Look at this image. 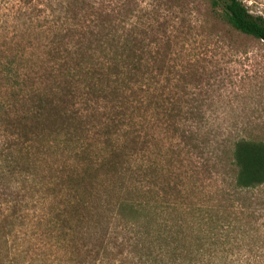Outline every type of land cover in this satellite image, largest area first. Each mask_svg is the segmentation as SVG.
<instances>
[{"label": "trees", "instance_id": "1", "mask_svg": "<svg viewBox=\"0 0 264 264\" xmlns=\"http://www.w3.org/2000/svg\"><path fill=\"white\" fill-rule=\"evenodd\" d=\"M201 1L220 27L207 38L264 43V17L244 0ZM149 6L116 0L84 25L18 30L51 38L0 39V177L45 183L43 217L67 236L93 223L79 231L81 263L264 264V140L227 136L207 193L154 183L162 126L194 146L214 135L196 98L205 70L177 51L204 24L158 22ZM43 162L50 176L37 178ZM13 215L0 214V240Z\"/></svg>", "mask_w": 264, "mask_h": 264}, {"label": "rangeland", "instance_id": "2", "mask_svg": "<svg viewBox=\"0 0 264 264\" xmlns=\"http://www.w3.org/2000/svg\"><path fill=\"white\" fill-rule=\"evenodd\" d=\"M115 1L0 0V39L51 38L45 34L21 35L18 30L50 26L65 30L67 27L84 25L95 13L111 14ZM138 1L141 5H151V9L158 10V22H165L173 15L185 17L186 22L192 25L204 24V28L199 30L200 34L185 38L179 43L177 51L187 50L205 70L201 92L199 89L195 92H200L196 98L206 109L203 122L214 136L194 146L192 141L175 140L176 137L162 126L158 143L160 163L154 183L162 194L168 191L169 182L176 183L178 189L183 182L190 183L201 188L202 194L207 193L218 182L214 172L221 169L223 140L227 136L264 140V43L238 39L235 46L227 47L217 42L215 37L207 38L209 32L217 31L220 27L212 21L205 23V19H201L204 11L201 0ZM244 1L264 17V0ZM167 23L172 24L173 21ZM243 125L248 127L246 132ZM41 165L44 171L38 172L36 177L40 178L41 173L49 177L46 164L43 162ZM32 171L35 173L36 170ZM183 175L186 177L182 178ZM23 178L19 174L0 177V214L14 213L9 234L0 240V264H88L86 260L81 263L80 248L82 237L88 238L82 233L93 232V223H89L88 229L86 224L82 229L73 227L70 236L65 234L60 224L51 228L49 219L43 217L47 197L44 189L48 186L43 185L45 183L36 185L30 179ZM263 191L264 188L261 189Z\"/></svg>", "mask_w": 264, "mask_h": 264}]
</instances>
